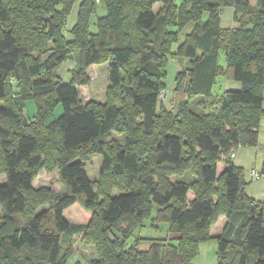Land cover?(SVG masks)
<instances>
[{"label": "trees", "instance_id": "16d2710c", "mask_svg": "<svg viewBox=\"0 0 264 264\" xmlns=\"http://www.w3.org/2000/svg\"><path fill=\"white\" fill-rule=\"evenodd\" d=\"M175 1L100 0L105 15L92 23L95 0H83L68 30L76 0H0V264H68L75 237L93 246L89 264H193L211 239L217 264H264V203L245 194L244 169L230 158L260 143L264 0ZM226 8L230 28L220 25ZM170 58L184 62L174 90L187 100L169 110L158 96ZM69 59L75 69L64 83ZM106 63L104 102L83 104L87 69ZM220 74L240 88L214 100ZM193 99L211 100L201 109L213 111L197 113ZM111 132L124 143L108 141ZM96 155L102 165L90 181ZM41 171H56L63 192L33 188ZM74 204L91 213L88 223L65 220ZM221 216L226 225L212 237ZM145 221L165 225L167 237L137 235Z\"/></svg>", "mask_w": 264, "mask_h": 264}, {"label": "rangeland", "instance_id": "374dc122", "mask_svg": "<svg viewBox=\"0 0 264 264\" xmlns=\"http://www.w3.org/2000/svg\"><path fill=\"white\" fill-rule=\"evenodd\" d=\"M175 2L177 4H179V0H176ZM95 4L98 8H97L96 15L94 17H92V23H94L97 18L103 17L105 15V11H104L103 7L100 5V0H95ZM160 6H161L160 4H156L155 7H153L154 12L159 10ZM231 11L232 10L230 8L223 9L222 14H223V16L225 15L227 18V19L223 18V23H222L223 26H225L226 23L228 24V26H230L232 24V20L229 18V16L231 15ZM226 28H230V27H226ZM189 29H191V26H187L184 30V33L188 32ZM170 30L174 31L175 29L170 28ZM91 31L92 32L95 31V27L93 25L91 26ZM184 33H182V34L184 35ZM66 37L68 39L70 38V36L68 34L66 35ZM182 37L183 36L181 35L179 38L180 41L182 40ZM175 49H176V45L173 46L172 51H175ZM183 63H184L183 61L182 62L180 61L178 63L177 60H175L173 58H170V60H169V63L167 66V77L162 81V83L164 85V87H163L164 89L162 91H165V97L162 101H160L163 103V106L166 109H169V110L173 109L179 103H182L183 101L187 100L186 96L183 94V92L181 90H179V91L174 90L175 75H176L177 70L180 69L179 67L183 66L182 65ZM218 63H219V66L225 71L226 60H225V56L222 52L219 54ZM87 76L89 77V80H90L89 84L86 86H80L77 88V91L79 93V97H80L82 103L83 104L88 103L86 101H88L89 99L91 101H97V102H101V103L104 102L105 91H106V88H107L108 83H109L108 82L109 63L101 64V65H92L89 72L87 69ZM226 81H227V79H226L224 74H220L217 76L215 84H214L213 89H212V93H211V96L214 100L220 99L221 96L223 95V93L225 92L226 83H227ZM210 102H211V100L206 101V99L205 100L193 99L189 103H190V106L193 108V110L196 111L197 113H201V112L207 113V112L213 111V109H212L213 107L209 108L208 110L205 109V111H203L204 109H201V108L209 107ZM198 105H203V106L198 107ZM24 111H25L26 116L31 117L34 114L33 103L28 102L26 104ZM60 113H61V111L58 109L56 111V116H59ZM260 138H261L260 141L262 143H264V129H262L260 132ZM108 141H115L116 144L122 145L124 143V135L123 134H117L115 132H111L109 137H108ZM235 153H236V151H235ZM235 155H234V157H235ZM263 156H264V151H263ZM234 157H233V159H234ZM101 165H102L101 155L94 156L91 159V161H89L86 164V174H87V177L90 181H94V180L98 179ZM221 165H223L222 167L224 169V164L222 162L217 163L218 174H220L222 171ZM262 165H263V160L258 165V168H259L258 170L260 172L262 170ZM254 167H255V163H253V165H252V168H254ZM256 167H257V165H256ZM246 169H248V168L244 169V180L247 182L248 178L250 179V177L247 173L248 170H246ZM259 175H260V173H259ZM260 178H261V175H260ZM3 183H4V178H3V176H0V185ZM32 186H33V188H36V189H38V188L50 189L57 194H60L63 192V189L58 182V177H57L56 171H52L50 173H47L45 171H41L40 173H38L37 177L34 179ZM113 193L116 194V192H114V191H113ZM192 198H193V193L189 192L187 195V200L189 201ZM1 213L2 212L0 210V215H1ZM63 217L70 224H86L91 219V213L89 211L84 210L78 204H74V205H72V206H70L64 210ZM221 217H223V216H221ZM217 221H216V223H217ZM216 223L214 225H216ZM144 224H145L144 227L141 228L136 233L140 237H142L144 239H164L167 237V228L165 225H160L159 226L160 229L158 231H155V230H152L151 228H149V226H148L149 222L148 221H145ZM214 225H212L210 227V229ZM209 234H210V230H209ZM210 236L215 237L218 235H215V236L210 235ZM171 237H173V236H171ZM75 239H76L75 241H74V238L71 239L72 248L75 247L77 249V247H78L77 244L79 243V240H80L81 241L80 244L84 245L86 251L91 250L94 252L93 246L86 244V243H83L81 237H76ZM140 249L141 250L147 249V243L143 242L140 246ZM216 251H217V243L214 239L200 243L198 246L197 255L195 256V258L193 260V264H217Z\"/></svg>", "mask_w": 264, "mask_h": 264}, {"label": "crops", "instance_id": "0c3cea01", "mask_svg": "<svg viewBox=\"0 0 264 264\" xmlns=\"http://www.w3.org/2000/svg\"><path fill=\"white\" fill-rule=\"evenodd\" d=\"M83 0H76L75 5L72 8L71 14L68 19V24H67V29L70 30L74 27L77 21V13H78V7L79 4ZM249 4L251 6H255L256 0H248ZM155 7V6H154ZM98 8V7H97ZM97 11V10H96ZM232 15L233 11H231V15L229 18L232 20ZM223 18H226V16L221 13L220 17V25L222 28L226 27H232L233 24L228 26L226 23L225 26H223ZM227 19V18H226ZM71 40V37L69 38ZM92 66L88 68V72ZM75 69V60L74 59H69L67 60L64 65L62 66V69L59 73L60 80L62 82H67L69 79V73ZM226 90H238L240 88V84L237 82H232V81H226ZM91 101L90 99L86 102ZM263 109H264V103H263ZM34 115V114H33ZM33 115L31 117H33ZM264 129V118L261 119L260 121V130ZM261 140V138H260ZM263 151H264V143L260 141L259 145L255 148H239L236 150V155L233 159V162L235 166L240 167L242 169L248 168L246 170H256L257 172L260 173L258 170V165L259 163L264 159L263 156ZM253 163H255V167L252 168ZM257 165V167H256ZM223 165H221L222 167ZM223 170V167H222ZM247 171V173H248ZM247 186L245 188V194L256 200L264 203V176L261 175V178L258 181L252 182L249 178L247 181ZM88 216V215H87ZM89 217V216H88ZM226 218L225 217H220L216 223L211 229H210V235H219L221 234L225 224H226ZM76 238V237H75ZM74 238V241L76 240ZM79 240V239H78ZM77 244L78 247L77 249L75 247L72 248L71 255L68 260V264H89V260L95 257V254L93 251H86L85 247L83 244ZM177 264H180L179 262Z\"/></svg>", "mask_w": 264, "mask_h": 264}, {"label": "built area", "instance_id": "2783aa9c", "mask_svg": "<svg viewBox=\"0 0 264 264\" xmlns=\"http://www.w3.org/2000/svg\"><path fill=\"white\" fill-rule=\"evenodd\" d=\"M164 97H165V91L160 92L158 96L159 101H162ZM234 155H235V151L230 154V158L233 159ZM248 175L250 177V180L253 182L258 181L260 179V175L256 170H249Z\"/></svg>", "mask_w": 264, "mask_h": 264}]
</instances>
